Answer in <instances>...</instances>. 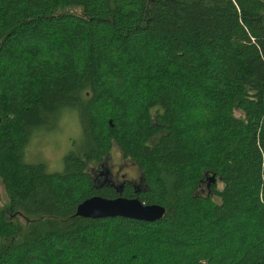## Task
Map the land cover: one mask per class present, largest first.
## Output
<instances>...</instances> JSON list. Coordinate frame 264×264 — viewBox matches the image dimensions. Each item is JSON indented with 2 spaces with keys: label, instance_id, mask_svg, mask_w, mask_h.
Masks as SVG:
<instances>
[{
  "label": "trees",
  "instance_id": "trees-1",
  "mask_svg": "<svg viewBox=\"0 0 264 264\" xmlns=\"http://www.w3.org/2000/svg\"><path fill=\"white\" fill-rule=\"evenodd\" d=\"M73 112L85 149L27 162ZM0 118V264H264V0H0ZM115 149L136 192L97 180Z\"/></svg>",
  "mask_w": 264,
  "mask_h": 264
},
{
  "label": "rangeland",
  "instance_id": "rangeland-1",
  "mask_svg": "<svg viewBox=\"0 0 264 264\" xmlns=\"http://www.w3.org/2000/svg\"><path fill=\"white\" fill-rule=\"evenodd\" d=\"M57 125L56 129L44 130L40 133L37 131L32 136L31 142L25 150L27 162H38L42 159L46 161L50 172L62 171L64 157L67 153L85 149L79 117L75 112L65 115L60 122H57ZM127 162L121 152L115 149L101 166L102 169L99 166H95V169L97 173H100V180H111L116 184L121 183L127 174L130 179L139 178L141 174L138 167L127 165ZM202 190L206 193L205 187H202ZM8 201L5 188L0 182V204H7Z\"/></svg>",
  "mask_w": 264,
  "mask_h": 264
},
{
  "label": "water",
  "instance_id": "water-1",
  "mask_svg": "<svg viewBox=\"0 0 264 264\" xmlns=\"http://www.w3.org/2000/svg\"><path fill=\"white\" fill-rule=\"evenodd\" d=\"M1 122V118H0ZM123 186L116 187L118 193L123 192ZM166 208L160 204H146L139 198L119 195L107 198L94 195L78 204L77 214L90 218L128 217L144 221H155L164 216Z\"/></svg>",
  "mask_w": 264,
  "mask_h": 264
},
{
  "label": "flooded vegetation",
  "instance_id": "flooded-vegetation-1",
  "mask_svg": "<svg viewBox=\"0 0 264 264\" xmlns=\"http://www.w3.org/2000/svg\"><path fill=\"white\" fill-rule=\"evenodd\" d=\"M127 165H133V164H130V163H128ZM98 175H99V177H100V173H97ZM126 174V173H125ZM126 176V175H125ZM98 179H100V178H97V180ZM141 180H142V178H141V176L139 177V178H136V177H134V178H129V175L127 174V177L121 182V183H119V184H116L114 181H111V180H102V181H105V182H111V184L113 185V186H115V187H117V186H119V185H122L123 187V190H124V187L127 185V184H130V185H132V187H133V190L136 192L137 190H138V188H139V186H140V184H141ZM99 182H100V180H99Z\"/></svg>",
  "mask_w": 264,
  "mask_h": 264
}]
</instances>
